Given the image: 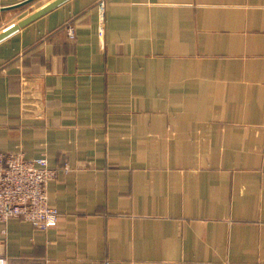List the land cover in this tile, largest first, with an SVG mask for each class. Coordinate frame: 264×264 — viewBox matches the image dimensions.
Returning <instances> with one entry per match:
<instances>
[{
    "label": "crops",
    "instance_id": "1",
    "mask_svg": "<svg viewBox=\"0 0 264 264\" xmlns=\"http://www.w3.org/2000/svg\"><path fill=\"white\" fill-rule=\"evenodd\" d=\"M95 1L0 40V152L46 158L60 214L0 223V254L264 264V0H104L102 37Z\"/></svg>",
    "mask_w": 264,
    "mask_h": 264
},
{
    "label": "built area",
    "instance_id": "2",
    "mask_svg": "<svg viewBox=\"0 0 264 264\" xmlns=\"http://www.w3.org/2000/svg\"><path fill=\"white\" fill-rule=\"evenodd\" d=\"M95 3L99 10L98 35L102 37L104 0H96ZM66 31L70 39L75 38L71 23L66 25ZM63 168L67 170L66 165ZM55 174L56 169L48 166L44 156L27 159L18 152H0V223L19 219L40 232L55 227L60 214L48 203L47 196L48 182ZM0 264H7L1 254Z\"/></svg>",
    "mask_w": 264,
    "mask_h": 264
},
{
    "label": "water",
    "instance_id": "3",
    "mask_svg": "<svg viewBox=\"0 0 264 264\" xmlns=\"http://www.w3.org/2000/svg\"><path fill=\"white\" fill-rule=\"evenodd\" d=\"M34 0H26L20 4H17L15 6H12L10 8H4V9H15L17 7L26 5ZM67 0H51L42 6L38 7L34 11L30 12L29 14L25 15L21 19L18 20L16 23H12L3 30L0 31V40L7 37L11 33L17 31L18 29L28 25L29 23L33 22L43 14L49 12L50 10L54 9L55 7L59 6L60 4L64 3Z\"/></svg>",
    "mask_w": 264,
    "mask_h": 264
},
{
    "label": "rangeland",
    "instance_id": "4",
    "mask_svg": "<svg viewBox=\"0 0 264 264\" xmlns=\"http://www.w3.org/2000/svg\"><path fill=\"white\" fill-rule=\"evenodd\" d=\"M51 0H34L32 1V3L30 2L29 4L25 5L24 7H22L21 10H19V12H15L14 16H23V15H27L28 13H30L31 11L35 10L36 8L42 6L43 4L49 2ZM13 14V13H12ZM12 16V17H14ZM13 18H11V15L9 17H4L2 18L0 21V23H8L9 21H11ZM21 19V18H20ZM14 21V20H13ZM16 21V20H15ZM12 22V21H11ZM13 23V22H12ZM16 23V22H14Z\"/></svg>",
    "mask_w": 264,
    "mask_h": 264
}]
</instances>
